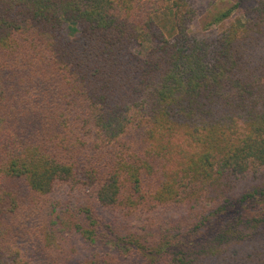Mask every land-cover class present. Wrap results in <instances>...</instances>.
Returning a JSON list of instances; mask_svg holds the SVG:
<instances>
[{
    "label": "trees",
    "instance_id": "16d2710c",
    "mask_svg": "<svg viewBox=\"0 0 264 264\" xmlns=\"http://www.w3.org/2000/svg\"><path fill=\"white\" fill-rule=\"evenodd\" d=\"M197 10L0 0V264H264V0Z\"/></svg>",
    "mask_w": 264,
    "mask_h": 264
},
{
    "label": "rangeland",
    "instance_id": "374dc122",
    "mask_svg": "<svg viewBox=\"0 0 264 264\" xmlns=\"http://www.w3.org/2000/svg\"><path fill=\"white\" fill-rule=\"evenodd\" d=\"M172 0H165L167 3H171ZM236 0H196L197 15L192 25V31L197 35H207L215 33L224 26L235 22L239 19H243L242 10L245 7L254 5V0L245 1L240 8L232 10L230 14L225 16L224 14L232 8ZM167 16V11L162 10L156 12L153 17L156 21ZM149 48V41H147L143 50Z\"/></svg>",
    "mask_w": 264,
    "mask_h": 264
}]
</instances>
